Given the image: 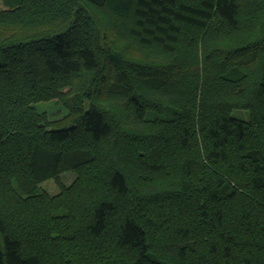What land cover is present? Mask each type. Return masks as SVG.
<instances>
[{"label":"trees","instance_id":"obj_1","mask_svg":"<svg viewBox=\"0 0 264 264\" xmlns=\"http://www.w3.org/2000/svg\"><path fill=\"white\" fill-rule=\"evenodd\" d=\"M0 264H264V0H0Z\"/></svg>","mask_w":264,"mask_h":264},{"label":"rangeland","instance_id":"obj_2","mask_svg":"<svg viewBox=\"0 0 264 264\" xmlns=\"http://www.w3.org/2000/svg\"><path fill=\"white\" fill-rule=\"evenodd\" d=\"M74 178L75 176L71 173L62 174L59 176V181L64 187L67 188L72 183ZM12 187L16 188V184L14 182L12 183ZM39 188L43 193L48 194L49 196L57 195L59 192L57 183L54 182L53 180L40 184Z\"/></svg>","mask_w":264,"mask_h":264}]
</instances>
